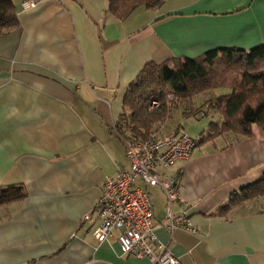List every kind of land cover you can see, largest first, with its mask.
I'll use <instances>...</instances> for the list:
<instances>
[{
    "label": "crops",
    "instance_id": "0c3cea01",
    "mask_svg": "<svg viewBox=\"0 0 264 264\" xmlns=\"http://www.w3.org/2000/svg\"><path fill=\"white\" fill-rule=\"evenodd\" d=\"M24 1L0 33V187L25 192L0 206V264H150L123 254L116 230L93 234L103 180L128 165L123 94L148 62L264 43V0H163L124 19L108 0ZM161 172L197 231H167L165 194L145 187L159 245L181 264H264V196L221 209L264 175V130L198 144Z\"/></svg>",
    "mask_w": 264,
    "mask_h": 264
},
{
    "label": "trees",
    "instance_id": "16d2710c",
    "mask_svg": "<svg viewBox=\"0 0 264 264\" xmlns=\"http://www.w3.org/2000/svg\"><path fill=\"white\" fill-rule=\"evenodd\" d=\"M162 1L108 0V10L115 18L124 19L138 7L154 8ZM17 26L12 0H0V33ZM221 87L229 91L195 104L197 95ZM153 100L158 104L150 107ZM214 114L219 120L211 118ZM175 115L182 119L209 118L206 128L194 138L195 146L218 136H248L252 124L264 130V43L247 49H207L194 57L173 56L160 63H146L123 94L116 123L118 136L124 141L132 135L148 138L153 132L181 130V125L174 123ZM24 195L20 183L0 187V206ZM262 196L264 175L241 194H234L221 209Z\"/></svg>",
    "mask_w": 264,
    "mask_h": 264
},
{
    "label": "built area",
    "instance_id": "2783aa9c",
    "mask_svg": "<svg viewBox=\"0 0 264 264\" xmlns=\"http://www.w3.org/2000/svg\"><path fill=\"white\" fill-rule=\"evenodd\" d=\"M34 5L33 0L22 2L23 8ZM157 104L153 100L150 107ZM123 142L128 165L103 180L94 204L100 223L93 234L98 241H103L116 230V240L123 254L144 258L150 264H181L166 246L157 242L152 203L145 187H158L165 194L166 214L161 225L167 231L183 228L195 233L197 229L184 211L172 212L171 204L179 193L177 180L161 172L175 161L188 158L195 140L181 129L153 132L148 138L132 135ZM88 217L89 214L84 216Z\"/></svg>",
    "mask_w": 264,
    "mask_h": 264
},
{
    "label": "rangeland",
    "instance_id": "374dc122",
    "mask_svg": "<svg viewBox=\"0 0 264 264\" xmlns=\"http://www.w3.org/2000/svg\"><path fill=\"white\" fill-rule=\"evenodd\" d=\"M229 90L227 88L221 87L216 88L211 92H207L206 94H199L194 98L195 104H199L205 97H208L213 94L217 93H226ZM214 120H219V117L214 114L212 117ZM209 118L208 117H202L200 119H194V118H186L182 119L178 115L174 116V123L178 122L181 125V129L190 137L196 138L198 134H200L201 131H203L208 123ZM219 141H222L221 139H218Z\"/></svg>",
    "mask_w": 264,
    "mask_h": 264
}]
</instances>
